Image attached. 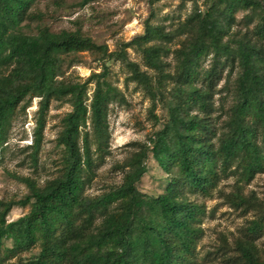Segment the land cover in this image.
Returning a JSON list of instances; mask_svg holds the SVG:
<instances>
[{
  "label": "trees",
  "instance_id": "1",
  "mask_svg": "<svg viewBox=\"0 0 264 264\" xmlns=\"http://www.w3.org/2000/svg\"><path fill=\"white\" fill-rule=\"evenodd\" d=\"M37 0H0V153L13 121L36 97L39 120L35 140L38 153L46 113L54 99L69 96L72 110L63 119L57 145L62 148L60 175L41 186L25 178L30 194L2 202L0 264H193L204 235V203L192 195L209 196L222 176L238 162L247 177L264 169V6L260 0H213L192 20L193 37L178 50L175 85L167 104L169 118L125 171L123 181L99 196L87 194L97 168L108 152L110 104L119 91L108 80V67L83 82L60 80L65 56L83 51L114 55L130 67L132 79L144 84L154 98L160 83L130 61L126 47L136 45L145 65L163 76L161 44L168 35L148 18L144 32L118 53L96 43L81 31L53 32L40 27L35 34L21 30ZM153 3L155 0H150ZM250 9L260 16L258 40H225L235 14ZM225 58L238 76L230 130L215 146L217 135L209 120L213 110L209 89L214 72L201 73L204 57ZM94 82L89 101V84ZM196 110L203 112L201 116ZM88 123L90 129H88ZM153 158L169 176L164 191L149 195L138 183ZM30 205L16 220L7 216L14 204ZM255 233L259 226L252 227ZM37 249L36 253L33 251ZM248 264H264L252 244L243 247Z\"/></svg>",
  "mask_w": 264,
  "mask_h": 264
},
{
  "label": "rangeland",
  "instance_id": "2",
  "mask_svg": "<svg viewBox=\"0 0 264 264\" xmlns=\"http://www.w3.org/2000/svg\"><path fill=\"white\" fill-rule=\"evenodd\" d=\"M264 6V0H260ZM213 0H37L21 30L35 34L40 27L53 32L81 31L96 43L107 45L109 52L118 53L137 35L144 32V23L160 26L166 35L161 41L164 51L163 76L145 65L143 55L136 45L126 47L130 61L153 77V85L160 83L161 94L155 98L144 86L132 79L130 67L117 55L104 61L102 54L83 51L65 56L60 80L83 82L92 73L102 72L104 62L108 80L117 87L119 95L110 104L109 148L97 174L87 189L95 197L123 181L125 171L132 169L137 156L151 145V138L169 118L167 104L175 85L171 76L177 72L178 50L193 37L192 17L205 12ZM260 16L250 9H240L235 14L230 34L225 40L248 37L257 41L256 27ZM201 73L214 72L211 88L200 80L198 85L209 89L213 110L209 120L215 126L213 137L216 147L230 130L232 108L235 103L238 76L237 62L233 68L225 65V58L214 59L209 54L202 59ZM159 82V83H158ZM95 83L89 84V101ZM39 102L36 97L13 121L9 139L0 153V211L2 202H14L30 194L25 178L41 186L57 177L62 169V148L57 138L63 129V119L72 110L69 96L54 99L46 113L43 138L35 153L36 132L39 120ZM201 116L205 114L196 110ZM88 129L89 123H88ZM148 171L138 183L144 193L157 195L164 191L169 176L153 158L147 161ZM192 200L204 203V235L197 248L193 264H248L243 247L252 244L256 255L264 261V169L247 177L242 166L234 163L222 176L211 195H192ZM30 205L14 204L7 218L16 220L30 210ZM254 224L259 229L253 233ZM37 249L33 251L36 253Z\"/></svg>",
  "mask_w": 264,
  "mask_h": 264
}]
</instances>
